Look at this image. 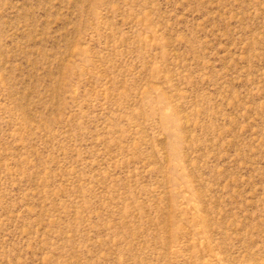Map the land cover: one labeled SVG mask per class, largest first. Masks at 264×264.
<instances>
[{
	"label": "rangeland",
	"instance_id": "1",
	"mask_svg": "<svg viewBox=\"0 0 264 264\" xmlns=\"http://www.w3.org/2000/svg\"><path fill=\"white\" fill-rule=\"evenodd\" d=\"M0 264H264V0H0Z\"/></svg>",
	"mask_w": 264,
	"mask_h": 264
}]
</instances>
